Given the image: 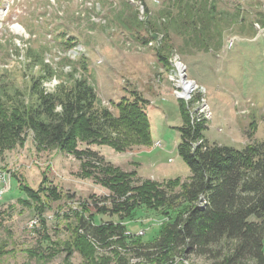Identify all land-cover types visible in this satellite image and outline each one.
Segmentation results:
<instances>
[{
	"label": "rangeland",
	"instance_id": "obj_1",
	"mask_svg": "<svg viewBox=\"0 0 264 264\" xmlns=\"http://www.w3.org/2000/svg\"><path fill=\"white\" fill-rule=\"evenodd\" d=\"M120 1L0 0V71H7L12 81L23 86L30 76L34 51L63 73L69 70L67 55L72 59L83 57L87 63L84 73L101 102L114 112L112 101L127 94L128 88H136L147 100L152 143L133 145L123 151L99 143L90 147L114 165L135 169L138 176L159 183L177 177L181 182L190 174L177 151L181 139L177 127L182 124L180 102L191 118H206V128L192 146L207 140L241 148L250 140L264 139V0H216V10L222 16L219 21L226 29L220 42L215 43L212 36L211 46L204 49L193 42L186 44L181 35H172L176 49L168 67L157 62L150 46L160 41V35L143 45L139 35H131L114 21V12L121 9ZM144 1L154 10L165 3ZM130 2L142 17L141 1ZM234 15L235 21H231L229 18ZM70 42L75 45L68 46ZM178 60L185 66V78L195 82V87L186 93L180 83V79L184 80ZM33 69L37 72L38 66ZM57 82L58 78L52 77L42 85L50 89ZM157 139L162 145L150 148ZM80 171L81 160L71 153L37 149L30 131L21 143L4 151L0 158V175L5 173L4 183L0 177V185L4 184L0 194V264H118L116 257L107 256L90 241L93 247L81 245L83 252L73 245L75 211L89 215L95 212L92 200L110 194L90 177H82ZM44 176L63 196L49 202L42 224L32 209L33 199L18 185L23 182L29 192L35 193ZM85 200L88 211L81 207ZM134 214L122 222L127 225L126 234L142 236L147 241L157 235L166 221L145 209ZM95 219L118 221L117 216L99 214ZM139 230L145 231L137 233ZM107 260L109 263H105ZM137 261L129 264H161L155 260ZM176 261L212 264L194 253L176 257Z\"/></svg>",
	"mask_w": 264,
	"mask_h": 264
},
{
	"label": "trees",
	"instance_id": "obj_2",
	"mask_svg": "<svg viewBox=\"0 0 264 264\" xmlns=\"http://www.w3.org/2000/svg\"><path fill=\"white\" fill-rule=\"evenodd\" d=\"M140 1L142 17L130 0H121V9L113 18L131 35H139L143 45L160 35V41L150 46L161 66L168 67L176 49L172 35L183 36L186 44L193 42L208 49L212 36L219 43L226 30L219 21L222 16L216 10V0H164L155 10ZM234 16L229 19L235 21ZM73 45L75 42L68 46ZM31 54L32 68L25 85H17L7 71H0V158L30 131L37 149L71 153L81 160L82 177H90L108 189L111 195L92 200L95 212L84 215V211H75L71 230L74 247L83 252L84 244L91 249L94 243L107 256L116 257L118 264L131 260L183 264L176 257L192 253L212 264H264V139L250 140L241 148L207 140L192 146L202 136L206 118H191L180 102L182 124L177 127L181 138L177 151L190 174L181 182L178 177L166 183L142 178L135 169L114 165L90 147L99 143L123 151L152 143L147 100L139 91L128 88L127 94L112 101L114 112L101 102L84 73L87 63L83 57L72 59L67 55L69 70L63 73L39 52ZM36 65L37 72L33 69ZM52 77L58 82L45 88L43 82ZM79 143L85 146L78 147ZM18 187L33 199L32 209L42 224L49 202L63 196L46 176L35 193L29 192L23 182ZM86 201L81 207L88 211ZM140 209L166 219L152 240L126 234L127 225L122 222ZM97 214L117 216L118 221H97Z\"/></svg>",
	"mask_w": 264,
	"mask_h": 264
},
{
	"label": "bare ground",
	"instance_id": "obj_3",
	"mask_svg": "<svg viewBox=\"0 0 264 264\" xmlns=\"http://www.w3.org/2000/svg\"><path fill=\"white\" fill-rule=\"evenodd\" d=\"M15 27H16V29L19 30V31L22 30V28H21L20 25H15ZM177 63H178L179 73H180L181 77L183 78L184 66H183V64L181 63V61H180V62H177ZM183 80H184V79H183ZM180 83L182 84L185 93H186V91H188L189 89H192L193 87H195V83H194L193 81H191V80H188V79L184 80L183 82H182V80L180 79ZM1 193H2V192H0V194H1ZM32 223H34V222L32 221ZM141 233H142V232H141ZM183 260H184V259H183ZM185 262H186V261H185Z\"/></svg>",
	"mask_w": 264,
	"mask_h": 264
},
{
	"label": "built area",
	"instance_id": "obj_4",
	"mask_svg": "<svg viewBox=\"0 0 264 264\" xmlns=\"http://www.w3.org/2000/svg\"><path fill=\"white\" fill-rule=\"evenodd\" d=\"M1 177V182L4 183V178H5V173H1L0 175ZM4 188V184L3 185H0V192L1 190ZM145 230H139V231H136L137 233H141V232H144Z\"/></svg>",
	"mask_w": 264,
	"mask_h": 264
},
{
	"label": "crops",
	"instance_id": "obj_5",
	"mask_svg": "<svg viewBox=\"0 0 264 264\" xmlns=\"http://www.w3.org/2000/svg\"><path fill=\"white\" fill-rule=\"evenodd\" d=\"M152 139H153V137H152ZM162 145V143H161V141L159 140V139H157V140H153V144L150 146V148H152V147H160Z\"/></svg>",
	"mask_w": 264,
	"mask_h": 264
},
{
	"label": "water",
	"instance_id": "obj_6",
	"mask_svg": "<svg viewBox=\"0 0 264 264\" xmlns=\"http://www.w3.org/2000/svg\"><path fill=\"white\" fill-rule=\"evenodd\" d=\"M178 62H180V60H178ZM184 66V65H183ZM185 67V66H184ZM183 79L184 80H186V78H185V72L183 71ZM191 81H193V80H191ZM194 82V81H193ZM195 83V82H194Z\"/></svg>",
	"mask_w": 264,
	"mask_h": 264
}]
</instances>
